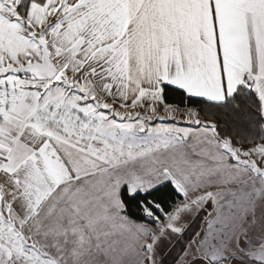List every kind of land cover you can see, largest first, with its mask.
<instances>
[{"label":"snow or ice","instance_id":"obj_1","mask_svg":"<svg viewBox=\"0 0 264 264\" xmlns=\"http://www.w3.org/2000/svg\"><path fill=\"white\" fill-rule=\"evenodd\" d=\"M0 264H264V0H0Z\"/></svg>","mask_w":264,"mask_h":264}]
</instances>
